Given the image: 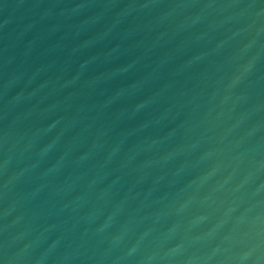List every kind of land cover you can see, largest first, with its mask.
Segmentation results:
<instances>
[{
    "label": "water",
    "instance_id": "1",
    "mask_svg": "<svg viewBox=\"0 0 264 264\" xmlns=\"http://www.w3.org/2000/svg\"><path fill=\"white\" fill-rule=\"evenodd\" d=\"M0 264H264V0H0Z\"/></svg>",
    "mask_w": 264,
    "mask_h": 264
}]
</instances>
